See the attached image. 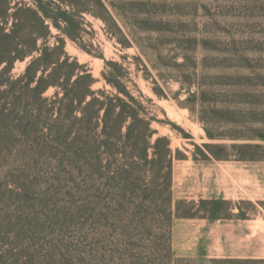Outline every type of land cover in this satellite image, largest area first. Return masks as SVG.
I'll return each instance as SVG.
<instances>
[{"label": "rangeland", "instance_id": "rangeland-1", "mask_svg": "<svg viewBox=\"0 0 264 264\" xmlns=\"http://www.w3.org/2000/svg\"><path fill=\"white\" fill-rule=\"evenodd\" d=\"M105 2L115 22L87 15L81 39L64 44L91 70L94 90L111 89L103 72L106 60L117 61L128 67L126 84L162 121L153 123V141L170 137L180 157H201L195 144L218 156H264V147H231L264 145V0ZM29 60L15 63L14 77ZM3 97L0 231L15 242L0 243V264H191L171 252L174 209L191 206L171 202L144 160L131 180L122 178V156L104 149L85 166L71 140L56 143L36 118L20 120L30 97Z\"/></svg>", "mask_w": 264, "mask_h": 264}, {"label": "trees", "instance_id": "trees-1", "mask_svg": "<svg viewBox=\"0 0 264 264\" xmlns=\"http://www.w3.org/2000/svg\"><path fill=\"white\" fill-rule=\"evenodd\" d=\"M87 15L106 24L115 22L105 0H0V101L6 94H13L20 103L30 97L31 103L25 105V115L20 120L36 118L35 125L44 134L50 132L55 136L56 143H60V139L71 140V144L78 145L84 156L85 166H90L104 149L117 157L122 156L118 159L122 178L131 180L139 160H144L149 167L147 171H155L162 179L172 202L175 160L188 155L180 157L179 148L175 150L166 135H158L153 141L155 134L159 133L153 128V123L162 121L148 110L143 95L134 94L126 84L128 67L106 60L103 76L111 89L94 90L96 80L87 64L65 51V38L75 42L81 39ZM52 28L59 33L53 34ZM51 37L56 38L53 45L49 43ZM80 47L90 52L82 44ZM27 58L30 60L24 73L14 77L12 69L15 63ZM51 88L54 89L53 94L46 96ZM154 91L159 97L164 96L161 89L154 88ZM146 101L152 100L147 98ZM186 137L191 138L189 135ZM195 146L202 153L201 157L193 153L195 160L227 159L231 156L243 160H264V156H218L213 151L202 150L197 144ZM252 146L264 147L261 144L231 145L232 148ZM205 147L212 146L205 144ZM177 202L189 204L191 208L181 212V208L176 206L174 216L194 217L201 210L216 215L225 208L221 201ZM6 234L9 237L0 231V243L13 245L15 241L11 242L10 233Z\"/></svg>", "mask_w": 264, "mask_h": 264}, {"label": "crops", "instance_id": "crops-1", "mask_svg": "<svg viewBox=\"0 0 264 264\" xmlns=\"http://www.w3.org/2000/svg\"><path fill=\"white\" fill-rule=\"evenodd\" d=\"M172 191L175 202L225 203L216 215L201 210L194 217L175 216V259L191 264H264V160H195L188 153L175 160Z\"/></svg>", "mask_w": 264, "mask_h": 264}]
</instances>
